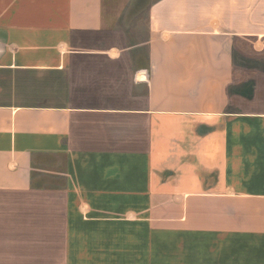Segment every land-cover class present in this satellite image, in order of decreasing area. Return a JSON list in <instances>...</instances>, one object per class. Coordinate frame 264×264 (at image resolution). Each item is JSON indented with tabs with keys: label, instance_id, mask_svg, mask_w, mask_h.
I'll use <instances>...</instances> for the list:
<instances>
[{
	"label": "crops",
	"instance_id": "1",
	"mask_svg": "<svg viewBox=\"0 0 264 264\" xmlns=\"http://www.w3.org/2000/svg\"><path fill=\"white\" fill-rule=\"evenodd\" d=\"M0 264H264V0H0Z\"/></svg>",
	"mask_w": 264,
	"mask_h": 264
},
{
	"label": "rangeland",
	"instance_id": "2",
	"mask_svg": "<svg viewBox=\"0 0 264 264\" xmlns=\"http://www.w3.org/2000/svg\"><path fill=\"white\" fill-rule=\"evenodd\" d=\"M139 22H140L139 25L143 24V23H142V19H141ZM143 25H144V24H143ZM140 31H141V34H140V35H137V34L135 33L136 36H132V37H131V40H133V42H137L138 39H141V40H142V39L144 38V36H143L144 29L141 28Z\"/></svg>",
	"mask_w": 264,
	"mask_h": 264
}]
</instances>
